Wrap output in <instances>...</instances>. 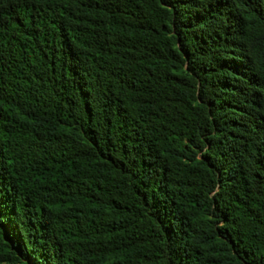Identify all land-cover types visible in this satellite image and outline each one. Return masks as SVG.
I'll list each match as a JSON object with an SVG mask.
<instances>
[{
  "label": "trees",
  "instance_id": "16d2710c",
  "mask_svg": "<svg viewBox=\"0 0 264 264\" xmlns=\"http://www.w3.org/2000/svg\"><path fill=\"white\" fill-rule=\"evenodd\" d=\"M0 264H264V0H0Z\"/></svg>",
  "mask_w": 264,
  "mask_h": 264
}]
</instances>
